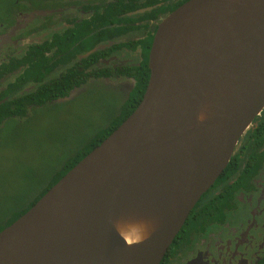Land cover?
Instances as JSON below:
<instances>
[{"label":"water","instance_id":"95a60500","mask_svg":"<svg viewBox=\"0 0 264 264\" xmlns=\"http://www.w3.org/2000/svg\"><path fill=\"white\" fill-rule=\"evenodd\" d=\"M147 67L132 112L0 231V264H159L264 108V0L184 2Z\"/></svg>","mask_w":264,"mask_h":264},{"label":"flooded vegetation","instance_id":"af4514ba","mask_svg":"<svg viewBox=\"0 0 264 264\" xmlns=\"http://www.w3.org/2000/svg\"><path fill=\"white\" fill-rule=\"evenodd\" d=\"M186 1L16 0L0 14V105L22 96L47 103L27 104L0 128L87 96L116 104L118 118L144 92L157 26ZM159 264H264V108Z\"/></svg>","mask_w":264,"mask_h":264},{"label":"rangeland","instance_id":"374dc122","mask_svg":"<svg viewBox=\"0 0 264 264\" xmlns=\"http://www.w3.org/2000/svg\"><path fill=\"white\" fill-rule=\"evenodd\" d=\"M16 0H0V14ZM117 105L87 96L35 110L0 128V224L37 194L90 137L115 118Z\"/></svg>","mask_w":264,"mask_h":264},{"label":"trees","instance_id":"16d2710c","mask_svg":"<svg viewBox=\"0 0 264 264\" xmlns=\"http://www.w3.org/2000/svg\"><path fill=\"white\" fill-rule=\"evenodd\" d=\"M138 102L139 99L135 102L127 101V103H124V105L120 109L118 118H114L108 123V125L100 129L97 134H93L88 140L84 151L63 164L61 169L50 178L44 188H42L37 194H35L28 201V203H25L22 207H19V210L10 212L8 216L4 218V221L0 224V231L10 225L27 209H29L53 184H55L70 168H72L82 157H84V155H86L89 151L96 147L105 137H107L132 112ZM29 103L43 105L47 103V100H29L28 97L23 98L22 96L19 99L4 103L0 105V122L3 120V118L9 116L10 114L17 115V118L21 119L25 113L24 106Z\"/></svg>","mask_w":264,"mask_h":264}]
</instances>
